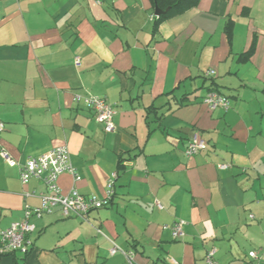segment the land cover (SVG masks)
<instances>
[{"label":"crops","instance_id":"obj_1","mask_svg":"<svg viewBox=\"0 0 264 264\" xmlns=\"http://www.w3.org/2000/svg\"><path fill=\"white\" fill-rule=\"evenodd\" d=\"M154 10L153 0H0V145L18 165L66 146L81 179L61 175L63 194L102 199L117 173L108 206L88 221L31 218L27 254L0 252V264H205L212 250L215 264H264V0H199L160 23ZM210 86L227 110L202 103ZM76 94L113 105L114 131ZM195 133L206 149L187 158ZM44 193L0 157V230ZM179 220L173 241L164 228Z\"/></svg>","mask_w":264,"mask_h":264},{"label":"built area","instance_id":"obj_2","mask_svg":"<svg viewBox=\"0 0 264 264\" xmlns=\"http://www.w3.org/2000/svg\"><path fill=\"white\" fill-rule=\"evenodd\" d=\"M76 59V65H78ZM214 72L209 71L206 76H213ZM73 101L76 104H81L84 108L90 110L94 114L96 123L102 125L105 133L114 131L113 118L115 110L113 105L107 103L103 98L94 96L74 95ZM202 103L210 110L216 109L227 110L229 108V100L223 95L216 92H208L202 99ZM5 125L0 122V135L4 132ZM205 142L199 134H193L188 141L184 155L187 158L193 157L202 151H205ZM0 157L10 166H18L19 179L22 185L28 184L31 180L41 182L45 187V193L40 196V204L37 207L29 205L24 206L23 218L21 221L13 223L9 228L0 230V252L3 254L28 252V235L33 231V226L29 223L31 218L40 219L43 215L52 214L56 210L63 218H76L81 221H88L92 211L102 209L111 203L114 194V183L117 179V174L113 173L105 187L104 198L99 199L95 196H84L76 189H72L69 193L63 194L58 186V178L63 174H68L72 177L73 183L80 181V176L72 167L70 155L66 146L57 147L50 152L40 155L36 158H28L24 164L18 165L9 153L0 145ZM221 170L228 168L227 165H218ZM156 207L162 210L161 204L156 203ZM252 219L253 217L250 216ZM185 222L179 220L171 227H165L170 232L173 241H179L184 238L183 228ZM100 234V231L97 230ZM119 252L115 246L110 250V255ZM215 252L209 251L204 259L205 264H215ZM248 257L256 259L255 252H250ZM171 264H178L171 261Z\"/></svg>","mask_w":264,"mask_h":264},{"label":"trees","instance_id":"obj_3","mask_svg":"<svg viewBox=\"0 0 264 264\" xmlns=\"http://www.w3.org/2000/svg\"><path fill=\"white\" fill-rule=\"evenodd\" d=\"M153 1H154V7L157 6L162 11H165L167 8L169 9V11L166 14L156 18V22L160 23L173 15L182 13L188 9L195 7L199 0H153ZM231 28L232 27L230 24L226 27V33L228 37H230L231 35ZM252 53H253V47L246 54V57H250ZM208 92L219 93L217 88H213L211 86L208 89Z\"/></svg>","mask_w":264,"mask_h":264},{"label":"water","instance_id":"obj_4","mask_svg":"<svg viewBox=\"0 0 264 264\" xmlns=\"http://www.w3.org/2000/svg\"><path fill=\"white\" fill-rule=\"evenodd\" d=\"M168 11H169L168 8L165 11H162L157 6H155L154 14H155L156 17H159L161 15L166 14Z\"/></svg>","mask_w":264,"mask_h":264}]
</instances>
